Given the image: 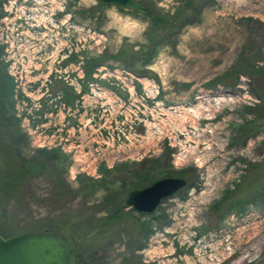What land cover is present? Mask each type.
Instances as JSON below:
<instances>
[{
	"label": "rangeland",
	"instance_id": "obj_1",
	"mask_svg": "<svg viewBox=\"0 0 264 264\" xmlns=\"http://www.w3.org/2000/svg\"><path fill=\"white\" fill-rule=\"evenodd\" d=\"M137 1L0 0V230L51 226L77 264H264V0ZM144 171L187 183L139 213Z\"/></svg>",
	"mask_w": 264,
	"mask_h": 264
},
{
	"label": "water",
	"instance_id": "obj_2",
	"mask_svg": "<svg viewBox=\"0 0 264 264\" xmlns=\"http://www.w3.org/2000/svg\"><path fill=\"white\" fill-rule=\"evenodd\" d=\"M138 13L149 14L148 5L137 0H100ZM186 179L168 176L131 191L125 205L139 213H152L161 201L186 186ZM0 264H76L73 246L60 231L39 230L10 237L0 235Z\"/></svg>",
	"mask_w": 264,
	"mask_h": 264
},
{
	"label": "trees",
	"instance_id": "obj_3",
	"mask_svg": "<svg viewBox=\"0 0 264 264\" xmlns=\"http://www.w3.org/2000/svg\"><path fill=\"white\" fill-rule=\"evenodd\" d=\"M161 20H155V22H160ZM92 72V69H88L86 68L85 71H84V75L89 78L90 77V74ZM15 146V144H13ZM12 145V146H13ZM36 153V152H35ZM29 158L26 159L23 163V167L19 170V173L18 174H22L23 172L25 173H37L39 172L42 168H44L45 166L41 163V160H38V158H48L50 157V159L53 158L56 159V153L54 151H46V150H39V154H35V156H28ZM4 161V160H3ZM25 165V166H24ZM11 172H13L11 170ZM15 173V170L14 172ZM168 177V176H167ZM156 178L150 176V174H148L146 171L143 172L142 175H137L136 177L134 178H131V181L127 184V183H124L123 185L124 186H129V188L127 190H124L123 192H127L126 193V197L127 195L135 190V189H138V188H142V187H145L149 184H151L152 182L155 181ZM125 197V199H126ZM125 199H124V203H125ZM121 201V200H120ZM44 230H55L53 227H49V228H45ZM55 231H58V230H55ZM61 232V231H60ZM0 235L3 236V237H6L0 230ZM77 264V262H76ZM78 264H82L81 262H79Z\"/></svg>",
	"mask_w": 264,
	"mask_h": 264
},
{
	"label": "built area",
	"instance_id": "obj_4",
	"mask_svg": "<svg viewBox=\"0 0 264 264\" xmlns=\"http://www.w3.org/2000/svg\"><path fill=\"white\" fill-rule=\"evenodd\" d=\"M114 135H116V134H114ZM117 137V136H116Z\"/></svg>",
	"mask_w": 264,
	"mask_h": 264
}]
</instances>
